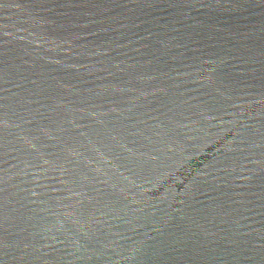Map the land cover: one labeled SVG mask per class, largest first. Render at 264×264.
I'll list each match as a JSON object with an SVG mask.
<instances>
[{
	"label": "water",
	"instance_id": "obj_1",
	"mask_svg": "<svg viewBox=\"0 0 264 264\" xmlns=\"http://www.w3.org/2000/svg\"><path fill=\"white\" fill-rule=\"evenodd\" d=\"M0 264H264V0H0Z\"/></svg>",
	"mask_w": 264,
	"mask_h": 264
}]
</instances>
